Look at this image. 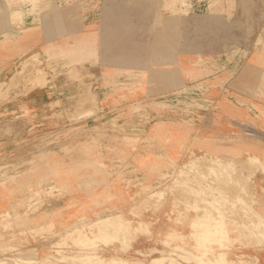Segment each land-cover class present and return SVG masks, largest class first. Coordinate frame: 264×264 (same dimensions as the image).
Segmentation results:
<instances>
[{"label": "crops", "instance_id": "1", "mask_svg": "<svg viewBox=\"0 0 264 264\" xmlns=\"http://www.w3.org/2000/svg\"><path fill=\"white\" fill-rule=\"evenodd\" d=\"M70 2L63 6L56 20L62 31L56 32L54 28L49 32L47 27H51V23L36 21L34 24L25 17L20 26L24 29L12 32L14 38L7 43L0 39V84H4L0 88V114L7 118L28 110V125L43 126L49 109L47 101L51 97H57L61 104L67 98H73L75 109L83 92L79 88L80 81L81 84H89L88 92L96 99L98 112L117 110L123 117L120 133L111 138L106 133L99 140L100 145L120 146L124 151L120 160L135 163L130 165L135 167L138 177L151 182L159 173L170 171L173 165L183 166L182 163H188L193 157L231 163L234 168L232 180L245 183L249 195L253 193L256 200L253 209L264 216V169H257L251 160L255 158L264 164V121L257 119L258 110L254 108H264V90L261 93L257 89L259 61L252 55V47L248 49L247 58L228 61L222 55L224 44H201L199 49L209 57L203 68L186 60L177 63L175 52L171 55L166 50V46L169 50L172 46L170 39L160 40L163 33L155 28H146L140 17L132 16L119 22L105 17L108 12L98 14L97 7L92 5L97 0ZM112 9L114 18L118 17L116 14L129 13L128 9L125 13L118 7ZM31 52H36L42 59L58 56V64L79 69L84 78L79 81L62 73L53 80L51 89L35 87L17 95L15 89H7L6 82L9 83L16 61ZM63 54L66 56L59 58ZM204 68L216 72L198 75L197 69ZM180 84L182 88L176 95L179 98L176 106L182 113L176 114L179 107L175 110L171 105L176 96L168 98ZM240 102L244 104H238ZM141 115L148 121L139 120ZM84 145L87 151L96 149L88 148L86 143ZM46 153L53 152L44 151L42 156ZM61 156L65 158L64 154ZM67 156V160L57 161L84 159L80 160V154ZM105 156L101 157L102 161H112L109 154ZM58 169L63 175L66 171H73ZM104 172L108 175L107 171ZM248 175L249 179L244 181ZM52 179L47 175L45 181L49 183ZM61 179L65 181L64 177ZM229 187L235 190L232 185ZM202 189L210 193L209 198L215 199L220 198L219 191L224 192L218 188ZM174 192L165 195L159 206L135 205L132 188L106 179L94 190L87 189L88 201L82 199L84 191L81 188L72 191L71 200L58 207L59 215L48 224L53 226V236H56L63 234L57 231L64 225L81 224L75 220L82 212L89 217L87 224L116 213L130 222L126 243L117 242L108 247L101 245L98 254L102 259H120L129 264H153L154 261L169 264L173 259L176 264H185L184 259L172 252L173 247H166L164 243L173 230L187 234L186 227L181 229L176 221L182 218L181 213L186 212L188 205L185 202L190 200L186 197L189 201H184ZM233 211L235 213L224 220L228 241L233 243L228 258L234 260L236 255L243 253L249 259L255 257L259 264H264V251L239 248L238 243L258 239L256 232L250 231V220L243 217L241 211ZM191 218L189 213L188 219ZM141 227H146L151 235L138 234L136 229ZM91 230L97 231L93 227ZM191 247L192 242L189 241V251ZM213 249L218 250L215 246Z\"/></svg>", "mask_w": 264, "mask_h": 264}, {"label": "rangeland", "instance_id": "2", "mask_svg": "<svg viewBox=\"0 0 264 264\" xmlns=\"http://www.w3.org/2000/svg\"><path fill=\"white\" fill-rule=\"evenodd\" d=\"M66 4H71L70 0H0L1 41L7 43L12 37L14 38L12 32L23 30L24 28L20 26L23 25L25 17L34 24L36 21L51 23V27H47L48 31L53 32L55 28L56 32H59L61 29L56 24V20ZM92 5L97 7L98 14H102L103 11L108 12L105 17L122 22L132 16H138L141 18L139 20L144 21L146 28L151 27L161 31L163 34L160 40L170 39L172 46L170 50L166 46V50L171 55L175 52L177 63L186 60L196 64L198 68H203L209 57L199 49L201 44L209 45L212 42L224 44L222 55L228 61L233 58H247L250 52L248 49L252 47V55L259 61L257 74L260 76L257 79V89L261 93L264 90V0H97ZM117 7L124 13L128 9L129 13L116 14L118 17L114 18L115 11L112 8ZM53 23L56 25L53 26ZM192 46L194 47L191 49ZM166 54L168 55V52ZM64 56L66 55L63 54L59 58ZM57 57L42 59L36 52L20 57L14 65L15 69L11 73L9 83L6 82L7 89L13 88L17 95H22L35 87L51 89L53 80L62 73L68 78L79 81L84 78L79 69L68 67L67 64H58ZM197 72L198 75H205L216 71H207L204 68L197 69ZM3 86L4 84H0V88ZM180 86L181 84L175 87L167 98L171 99V96L179 95L182 88ZM224 86L225 89H229L228 85V87ZM79 88L83 91V96L78 97L75 109L73 98H67L63 104L57 97H51L47 101L49 109L46 112V124L43 126L28 125V122L30 123L28 110L7 118H4L3 113L0 114V264H61L62 262V264H82L83 258L89 255L101 258L98 254L100 247L95 250L80 247L78 243L80 237L73 235L74 233H82L92 239L102 232L115 235L117 229L123 227L126 231L120 234L121 240L126 241L130 222L116 213L87 224L86 220L89 217L82 212L75 220L81 224L64 225L57 231L63 234L59 233L60 235L56 236H53L55 235L53 226L48 224L59 215L58 207L61 208L71 200L72 191L81 188L84 191L82 199L88 201L90 195L87 189L94 190L106 179L132 188L134 193L132 201L136 202L135 205L145 203L148 207L159 206L164 196L173 194V191L178 198L191 201V203L189 200L185 202L188 203V207L198 202V198L192 195L190 189L199 191L206 187L218 188L224 191L218 192L219 200L226 201L223 208L224 220L235 213L233 210H239L243 217L250 220V231H255L257 234V241L238 243L239 248L251 247L257 252L264 251V216L253 209L256 200L253 193L249 195L245 183L242 181L240 184L232 180L234 168L231 163L225 162L223 165L220 161L208 160L207 157H193L188 163H182L183 166L173 165L170 171L159 173L151 182H147L136 175L135 167L130 165L135 163L120 160L124 152L121 151L120 146L100 145L99 140L104 138L106 133L110 138L120 133L122 115L117 113V110L98 112L96 99L91 98L88 92L89 84L82 85L80 81ZM83 97L86 99L84 100ZM177 97L171 103L175 110L179 107L176 106L179 103ZM254 108L258 110L257 119L264 121V108L260 109L257 106ZM176 112V114L182 113L180 107ZM51 115L53 118H50ZM139 120L146 122L148 118L141 115ZM85 143L88 148L96 149L87 151ZM44 151L53 153L49 155L46 153L43 157ZM71 153L80 154V160L84 159L74 162L73 159L60 163L57 161V159L67 160V155ZM61 154H64L65 158H62ZM106 154L111 156L112 161H102L101 157L105 158ZM255 164L257 169H264L262 162ZM58 168L73 170L72 172L75 173L70 175L72 172L66 171L63 175ZM193 168L195 171H191ZM215 169L220 171L219 174L209 175L210 170ZM47 175L53 177L49 183L45 181ZM62 177L65 179L64 182ZM248 179L249 175L244 181ZM186 183L188 187L183 186ZM229 185L235 188V192L230 190ZM37 192L40 193L38 196ZM200 207L204 208L206 205L200 204ZM47 227L49 232L42 236L35 235L41 228ZM92 227L97 231L93 232ZM232 244L229 241L228 246L223 249L213 245L218 250L213 249L208 255L212 259L208 256L206 259L215 261L220 256H224L226 264H259L257 258L249 259L243 253L236 255L234 260L229 259ZM172 252L178 258L185 257L184 252L175 251L174 248ZM75 257L77 260H74ZM172 261L174 260L170 259L169 264H172Z\"/></svg>", "mask_w": 264, "mask_h": 264}, {"label": "clouds", "instance_id": "3", "mask_svg": "<svg viewBox=\"0 0 264 264\" xmlns=\"http://www.w3.org/2000/svg\"><path fill=\"white\" fill-rule=\"evenodd\" d=\"M191 171H195L193 168ZM190 175V173H188ZM210 174L215 176L217 173L210 170ZM188 187L186 183L183 185ZM193 196L198 198L197 203H193L187 207L185 213H181V219L176 221V224L180 226L181 229L186 227L187 234L184 231L173 230L169 232L164 240L166 247H173L175 251L184 252L185 264H226L224 256H220L215 261H208L206 257L212 253L213 245L218 246L223 249L229 244L228 233L226 230V225L224 222V204L219 199L209 198L210 193L201 189L199 191L190 189ZM40 193H36L38 196ZM200 204L206 205V207L201 208ZM192 214V218L188 219V214ZM203 213V215H200ZM215 213V216H213ZM49 228H41L35 233L36 236H42L44 233L49 232ZM126 231L123 227L117 229V234L110 235L106 232H102L95 238L89 239L82 233H74L80 237L78 243L79 246L89 249H97L101 245L108 247L117 242L126 243L125 240H121V233ZM138 234L148 235L151 233L146 227H141L136 229ZM192 242L191 250H188V242ZM126 250V249H125ZM82 264H129L128 261L121 260H104L95 255L86 256ZM153 264H164V261H154ZM172 264H176L172 261Z\"/></svg>", "mask_w": 264, "mask_h": 264}, {"label": "bare ground", "instance_id": "4", "mask_svg": "<svg viewBox=\"0 0 264 264\" xmlns=\"http://www.w3.org/2000/svg\"><path fill=\"white\" fill-rule=\"evenodd\" d=\"M68 75H69V74H68ZM74 75H75V74H74ZM82 85H83V84H82ZM81 88H83V87L81 86ZM83 89H84V88H83ZM84 93L86 94V92H84ZM82 96H83V94H82ZM85 96H87V95H85ZM85 96H84V97H85ZM84 97H83V99L85 100L86 98H84ZM91 98H92V97H91ZM79 100H80V99H79ZM84 100H83V101H84ZM78 102H79V101H78ZM80 102H81V101H80ZM84 102H85V101H84ZM86 103H87V101H86ZM92 103H93V102H92ZM78 104H79V103H78ZM79 105H80V104H79ZM251 160H252L253 163H260V162L257 161L255 158H251ZM251 160H250V162H251ZM215 162H216V160H215ZM218 162H219V161H218ZM201 163H202V162H201ZM221 163H223V165H224L225 162L222 161ZM221 163H220V164H221ZM215 164L217 165V163H215ZM220 164H218L217 167H219ZM208 165H209V164H208ZM201 166H202V164H201ZM213 166H214V163H213ZM263 166H264V165H263ZM215 167H216V166H215ZM195 168H196V167H195ZM213 169H214V168H213ZM213 171H215V172L217 173V175L219 174L218 172H220V171L217 170V169H215V170H213ZM209 175H211V174L209 173ZM211 176H212V175H211ZM181 179H183V178H181ZM216 187H217V186H216ZM180 192H181V191H180ZM182 192H183V191H182ZM177 193H178V191H177ZM235 195H236V194H235ZM257 216H258V215H257ZM258 218H259V217H258ZM258 218H257V219H258ZM115 223H116V222H115ZM108 227L111 228L110 226H108ZM116 227H117V226H116ZM102 228H103V227H102ZM104 228H105V227H104ZM111 229H115V228L112 227ZM84 236H85V235H84ZM80 247H81V246H80ZM84 250H85V249H84ZM67 252H69V251H67ZM73 252H75V251H73ZM78 252H79V251H78ZM64 253H65V252H64ZM79 253H81V252H79ZM85 254H86V253H85ZM73 256H74V255H73ZM75 256H76V255H75ZM66 257H67V256H66ZM76 257H77V256H76ZM76 257H75L74 260H77ZM63 258H64V256H63ZM71 258H74V257H71ZM78 258H79V257H78ZM80 258H81V257H80ZM82 258H83V257H82ZM82 258H81V259H82ZM81 259H80V260H81ZM83 259H84V258H83ZM32 260H33V259H32ZM63 261H64V260H63ZM68 261H70V260L68 259ZM42 262H43V261H42ZM42 262H41V263H42ZM46 262H47V261H46ZM71 262H72V261H71ZM74 262H75V261H74ZM62 263H63V262H62ZM62 263H61V264H62ZM64 263H65V262H64ZM15 264H19V263H15ZM26 264H31V263H26ZM53 264H54V263H53ZM67 264H68V263H67ZM73 264H74V263H73Z\"/></svg>", "mask_w": 264, "mask_h": 264}]
</instances>
